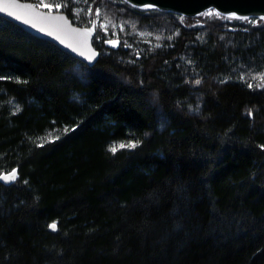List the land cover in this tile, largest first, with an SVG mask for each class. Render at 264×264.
Instances as JSON below:
<instances>
[{
	"label": "trees",
	"instance_id": "obj_1",
	"mask_svg": "<svg viewBox=\"0 0 264 264\" xmlns=\"http://www.w3.org/2000/svg\"><path fill=\"white\" fill-rule=\"evenodd\" d=\"M43 3L100 57L0 16V264H264V17Z\"/></svg>",
	"mask_w": 264,
	"mask_h": 264
},
{
	"label": "water",
	"instance_id": "obj_2",
	"mask_svg": "<svg viewBox=\"0 0 264 264\" xmlns=\"http://www.w3.org/2000/svg\"><path fill=\"white\" fill-rule=\"evenodd\" d=\"M137 6H154L160 9L174 10L185 15H197L203 11L214 8L223 14H236L239 17L258 16L264 17V0H127ZM20 5H32L33 7H20ZM33 0H0V16H3L30 32L31 34L55 43L64 51L70 53L73 57L80 59L88 65H94L99 57L100 50L95 47L93 40L96 31L90 38V46L96 55L94 59H87L86 55H81L79 51L74 49L80 47L81 37L71 31V28H79L83 30L90 25H80L75 23L68 13L64 10H54L37 6ZM7 8V11L4 9ZM14 13L15 15H10ZM42 14V15H41ZM63 16L68 22L54 19L56 16ZM19 16L21 19H17ZM24 20H31L37 26L25 23ZM95 21V20H94ZM45 28V31H41ZM52 32L53 34H49ZM59 37V38H57ZM72 45V47H69ZM15 171L16 178L14 180H3L6 183L14 182L18 177L17 169L4 171L2 176L9 175ZM55 223V222H53ZM52 223V224H53ZM56 224V223H55ZM57 225V224H56ZM58 226L55 230H57Z\"/></svg>",
	"mask_w": 264,
	"mask_h": 264
},
{
	"label": "snow or ice",
	"instance_id": "obj_3",
	"mask_svg": "<svg viewBox=\"0 0 264 264\" xmlns=\"http://www.w3.org/2000/svg\"><path fill=\"white\" fill-rule=\"evenodd\" d=\"M37 6L49 9V12H51V9L53 7V5H50V4H47V3H43V0H39V3H38ZM64 6H66V5H64ZM20 7H33V6L32 5H20ZM61 7H62L61 4H59V3L55 4V8L56 9H60ZM4 11H7V8H5ZM9 14L10 15H15L14 13H9ZM87 14L88 15H92L91 10H89ZM96 15L99 16V12L98 11H97ZM206 15H209V16H211V15L220 16L221 14L219 12L213 13V12L210 11V12L206 13ZM16 18L17 19H21V17H19V16H17ZM225 18L226 19H231V18H239V17H225ZM54 19L64 21L65 25L68 24V22L65 20V18L63 16H59L58 15V16L54 17ZM262 19H264V18H262ZM24 22L32 24L34 27L37 26L31 20H24ZM109 23H111V21H107L105 24L101 25L100 27L104 31H107ZM96 28H97V22L96 21H91L90 22V27H86L83 30H81L79 28H71V31L73 33H75L77 36L82 38V40L80 42V47H77L74 50L75 51H79L81 55H86L87 59H89V60L94 59V57L96 55L95 51H93L91 49V46H90V38L93 35V33L96 31ZM40 30L41 31H45L46 29L45 28H41ZM49 34L51 35L53 33L49 32ZM57 38H59V37H57ZM97 38H99V37H97ZM106 42L109 43V44H112V46H114V47L119 45L118 39H115V40L110 39V40H107ZM69 47H72V45H69ZM259 79L264 80V76L259 77ZM196 83H199V81H196ZM119 147L123 148V147H125V145L121 144V145H119ZM127 147H133L134 148V147H136V145L135 144H129V145H127ZM111 151H113V152L117 151V147H113L111 149ZM15 178H16L15 171L10 173L9 175L0 177V179H3V180H14ZM56 227H57V225L55 223L50 225V228H52L53 230H55Z\"/></svg>",
	"mask_w": 264,
	"mask_h": 264
},
{
	"label": "rangeland",
	"instance_id": "obj_4",
	"mask_svg": "<svg viewBox=\"0 0 264 264\" xmlns=\"http://www.w3.org/2000/svg\"><path fill=\"white\" fill-rule=\"evenodd\" d=\"M225 15H226V17H239L236 14H225ZM248 17H252V16H248ZM239 18H244V17H239Z\"/></svg>",
	"mask_w": 264,
	"mask_h": 264
}]
</instances>
